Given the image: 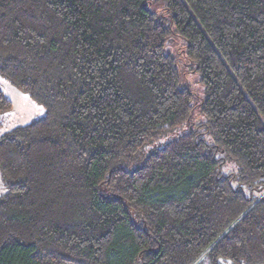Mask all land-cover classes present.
<instances>
[{"label":"trees","instance_id":"16d2710c","mask_svg":"<svg viewBox=\"0 0 264 264\" xmlns=\"http://www.w3.org/2000/svg\"><path fill=\"white\" fill-rule=\"evenodd\" d=\"M162 1L0 0V264H264V0Z\"/></svg>","mask_w":264,"mask_h":264},{"label":"rangeland","instance_id":"374dc122","mask_svg":"<svg viewBox=\"0 0 264 264\" xmlns=\"http://www.w3.org/2000/svg\"><path fill=\"white\" fill-rule=\"evenodd\" d=\"M151 8L154 10L163 9L162 0H151ZM184 41L174 34H170L168 42L165 46V51L174 55L177 59L179 71L182 73V84L188 86L194 94L195 102L199 101L204 96L203 86L199 80L197 72H190V67L187 64V59L182 53ZM0 89L11 100V108L0 114V135L14 126L24 124L31 119L44 114L42 105L32 100L26 93L17 90L7 80L0 77ZM202 120V115L198 111V107H194V112L191 117L192 125ZM202 128V126H200ZM185 124L182 128H178L171 132L166 138L162 139L157 145H161L167 140L175 138L180 132L187 130ZM4 186L0 177V193L4 192Z\"/></svg>","mask_w":264,"mask_h":264}]
</instances>
